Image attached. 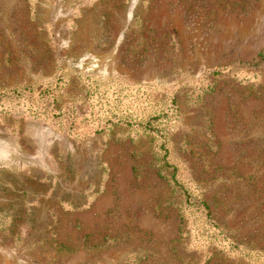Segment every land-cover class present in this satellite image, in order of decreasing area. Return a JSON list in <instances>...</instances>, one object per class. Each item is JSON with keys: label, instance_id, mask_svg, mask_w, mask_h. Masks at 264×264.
Returning <instances> with one entry per match:
<instances>
[{"label": "rangeland", "instance_id": "rangeland-1", "mask_svg": "<svg viewBox=\"0 0 264 264\" xmlns=\"http://www.w3.org/2000/svg\"><path fill=\"white\" fill-rule=\"evenodd\" d=\"M23 87L54 99L0 97V264H264V0H0Z\"/></svg>", "mask_w": 264, "mask_h": 264}, {"label": "trees", "instance_id": "trees-1", "mask_svg": "<svg viewBox=\"0 0 264 264\" xmlns=\"http://www.w3.org/2000/svg\"><path fill=\"white\" fill-rule=\"evenodd\" d=\"M219 70L217 69H211L208 70V73L211 75H218L219 74ZM53 90L52 89H40V88H33V87H23L20 90H15V89H10L8 90L5 94L1 93L0 97L6 96V95H23V94H28V95H33L34 93H37V95H44V96H50L51 98L54 99V97L51 95V92ZM52 99V100H53ZM173 103V101H172ZM122 124L126 125V126H131V125H136L137 127H146L148 131H154V129H151V127L148 126V124L146 123L145 125L137 123H129L128 121H122ZM157 131V129H156ZM164 145L162 144L160 146V151H161V156L158 159V164H159V169L163 172L166 173V171H168L169 175L167 176V180L170 181L171 185L173 187L176 188L177 191L180 192L181 196H182V202L185 206L187 207H192L197 209L198 211L201 212L202 214V224L207 226L208 230H213V231H217V226L214 224V221L212 219V215L211 212L209 210L208 205L202 201V200H197L194 201L191 198V195L186 191V189L177 182V180L175 179L176 174H177V167L174 166L173 164H171L168 161V152L166 150V148L163 147ZM167 174V173H166ZM218 235L222 234L223 232H219L217 233ZM225 237V236H223Z\"/></svg>", "mask_w": 264, "mask_h": 264}]
</instances>
